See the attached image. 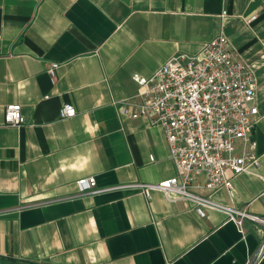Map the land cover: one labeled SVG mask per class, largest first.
Returning <instances> with one entry per match:
<instances>
[{"label": "crops", "instance_id": "1", "mask_svg": "<svg viewBox=\"0 0 264 264\" xmlns=\"http://www.w3.org/2000/svg\"><path fill=\"white\" fill-rule=\"evenodd\" d=\"M220 33L255 80L248 144L260 165L228 173L231 191L200 193L264 216V0H0V257L39 264L254 260L259 225L241 233L222 211L200 217L161 191L79 194L76 186L88 177L106 188L175 176L163 130L119 116L117 105L137 93L135 75L150 78L170 57L195 54ZM53 62L54 81L47 74ZM11 104L21 107L18 127L4 123ZM64 104L74 117H59ZM253 263L264 264V253Z\"/></svg>", "mask_w": 264, "mask_h": 264}, {"label": "built area", "instance_id": "2", "mask_svg": "<svg viewBox=\"0 0 264 264\" xmlns=\"http://www.w3.org/2000/svg\"><path fill=\"white\" fill-rule=\"evenodd\" d=\"M57 68L58 63L53 62L47 69L52 81ZM134 81L138 91L117 105L118 115L163 130L175 176L157 184L134 182L106 188L97 187L94 177L82 178L76 181L79 194L135 189L148 197L156 190L168 199L190 203L200 217L205 216L207 209L222 211L241 233L247 226L259 225L263 228L261 242L254 260L247 263L254 264L264 253V216L221 205L200 193L218 187L231 191L228 173L236 176L260 165L248 144V134L257 116V108L252 104L255 80L251 70L220 33L197 53L176 54L150 78L135 75ZM75 115L71 104L59 109L61 119ZM23 122L20 105L5 108L6 125L18 127Z\"/></svg>", "mask_w": 264, "mask_h": 264}, {"label": "trees", "instance_id": "3", "mask_svg": "<svg viewBox=\"0 0 264 264\" xmlns=\"http://www.w3.org/2000/svg\"><path fill=\"white\" fill-rule=\"evenodd\" d=\"M0 261H4V262H7V263H13V264H17L19 263L18 261L16 260H12V259H3L2 257H0ZM19 264H39V263H34V262H31V261H20Z\"/></svg>", "mask_w": 264, "mask_h": 264}]
</instances>
